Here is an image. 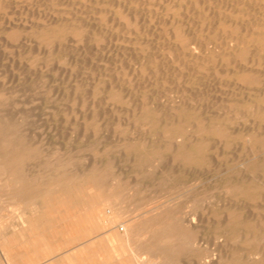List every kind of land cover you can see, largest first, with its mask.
<instances>
[{
  "label": "bare ground",
  "instance_id": "bare-ground-1",
  "mask_svg": "<svg viewBox=\"0 0 264 264\" xmlns=\"http://www.w3.org/2000/svg\"><path fill=\"white\" fill-rule=\"evenodd\" d=\"M21 1H26V0H21ZM71 1H73V0H71ZM142 1L145 2L146 0H142ZM157 1H159V0H157ZM214 1H217V0H214ZM4 2H5V0H4ZM38 2H39V0H38ZM133 2H134V0H118L116 2V5L118 7H121V8H124L125 10H127V16L124 17L123 23L125 25L130 24V26L133 24L131 27L133 28L135 26L134 28L138 29L140 26L139 23L143 24L146 21V19H145V16H146L145 12L146 11H144V13H142V12L139 13L137 6H133ZM148 2L150 3L151 0H147L146 3H148ZM160 2L161 1H159V3ZM164 2H162L163 4L161 3L162 8L165 10H169V12L167 14H165L166 18L163 16L165 18V20L163 22H167L166 24L168 25V29L167 30L164 29L166 32H168L167 35H164V37L166 36L165 39H168V43L166 45H167V48L169 49V51H170V49H172L171 47L174 46L176 51L178 52V55L176 56L177 59H179V57H180L179 54H181V55L184 54L185 58H186V54H187L190 56V59L192 60L193 65H196V66L199 65L198 64L199 59H202V62H203V60L206 59L209 63H210V61H212V63L214 61V63L215 62L219 63V65H223V67L225 66V68L228 67V65L231 66L232 63L234 64V66L237 65L236 63H238V66L243 65L242 66L243 68H237V69H240V70H238V72L241 71L242 76H240L241 74H238L239 79H237L235 77L240 82H238V81H235V82H237V84L240 85V87H242L246 90H248V89L251 90V87H252L251 84L254 83L252 81L253 79L249 78V76L250 75L252 76L254 73L251 71V69H253L252 66L255 63V61H257V63H259V61L263 63V61H264L263 57H262L263 61L260 58H256V55H258V54L260 55L262 53V51L264 50V0H219V2H214L215 5L213 7H211L213 4L210 5L211 0H164ZM30 3H32V2L30 1ZM106 3H111V0H110V2L108 0ZM207 3H210V4L207 5ZM8 4H10L9 0H8ZM23 4H26V3H23ZM92 4H93V2H92ZM83 5H85V4H83ZM113 5H115V4H113ZM156 5H158V4H156ZM200 5H201V7H199ZM29 6H32V5H29ZM88 6H89V3H88ZM101 6L104 8L106 5L104 6L101 4L100 7ZM11 7H13V6H11ZM52 8L53 7H51V9ZM4 10H6V9H4ZM93 10H96V9H93ZM33 11H34V9H33ZM64 12L65 11H63V13ZM157 13H159V11H157ZM106 14L107 13L100 16L101 21H102V17L107 16V15L110 16V12H109V14H107V15ZM161 14L164 15V13H161ZM161 14H159V15H161ZM4 15H5V13H4ZM93 16H95V14ZM2 17L3 16H1V18ZM53 17H55V19H57V20L59 18L56 16H53ZM71 17H69V18H71ZM74 17L75 16H73V18ZM163 17H160V18H163ZM69 18H67V19H69ZM75 18H78V17H75ZM100 18H99V20H100ZM104 18L106 20V18H108V17H104ZM63 19L61 21L62 23L64 22ZM155 19H156V17H155ZM155 19L153 21V26H154V22H156ZM159 19L157 20L158 22H159ZM51 20H53V22H55L54 18H52ZM73 20L71 18V21H73ZM75 20L72 23V25L74 24L76 26L75 23H77V22H75ZM87 20H89V18ZM105 20L103 21L104 23H105ZM161 20H163V19H161ZM116 21H118V20H116ZM119 21H118V23H119ZM46 22H48V21H46ZM106 22H107V20H106ZM78 23L81 24L80 22H78ZM78 23H77V25H78ZM121 23L117 24L118 27H119V25H121ZM42 24H44V22ZM60 24L58 26H60ZM137 24H139L138 27H136ZM44 25L46 26V24H44ZM164 25H165V23H164ZM27 26L30 27V23ZM27 26H26V28H27ZM61 26L64 27L65 25L64 26L61 25ZM80 26L82 29L83 25H80ZM114 26L112 27V29L114 28ZM121 26H123V25H121ZM121 26L119 27V30H117V31H120ZM157 26H159V25L156 24L155 28H157ZM162 26H163V23H162ZM32 27L34 28V26H32ZM37 27H38V25H37ZM100 27H101V25H100ZM42 28H43V26H42ZM42 28L40 27L41 34H39L42 41L45 39V36H46V39H50V40L52 39L53 43H55L57 38L61 39V37L64 38L63 36L66 35L65 33L69 34L68 30L64 31V28L61 30H58L56 25H54V24H52V26L50 25V27H45L43 29ZM75 28L74 27L72 29L70 28L72 30L71 35L74 31L75 32L78 31V30H76L77 28L76 29ZM159 28H157V29L159 30ZM73 29H75V30L73 31ZM84 29H86V28H84ZM112 29H110L109 31L111 32ZM115 29H117V28H115ZM140 29H141V27H140ZM31 30H33V29L30 28V31ZM71 30H69V31H71ZM151 30L152 29H150L149 32ZM37 31H35V32H37ZM80 31L81 30L79 29L78 32H80ZM85 31L83 32V34H81L82 32H80L81 35H79L78 32H77L78 35L74 33L73 36H77V37L79 36L80 42H81V38H82L81 36L83 35V37H85L84 36ZM117 31L115 30L116 34L118 35ZM129 31H131V30H128L127 32H129ZM135 31H137V30L135 29ZM87 32H88V30H87ZM107 32L105 31V34ZM110 32H108V33H110ZM120 32H122V31H120ZM125 32H126V30H125ZM30 33H32V31ZM130 33L131 32L127 33V35L130 36ZM139 33H142V32H140V30H139ZM139 33L137 31V34H139ZM89 34H90V30H89ZM100 34H102V33H100ZM121 34H126V33H124V31H123ZM164 34H165V32H164ZM35 35H36V33H35ZM132 35H136V33H134V31H133ZM111 36H113V35H111ZM118 36L121 37L122 35H118ZM77 37H75L73 39L75 40ZM79 37H78V39H79ZM89 37H91V36H89ZM92 37H96V36H92ZM103 37H102V40L103 39L107 40V38L105 36H103ZM116 38L118 39L119 37H116ZM130 38H131V36H130ZM87 39L88 38H86V40ZM100 39L98 40V42L100 41ZM112 39H114V38H112ZM117 39H115V41ZM119 39L121 40V38H119ZM122 39H124L123 36H122ZM136 39H138V38H136ZM156 39H153V40H156ZM35 40H37V39H35ZM126 40L127 39H125V41ZM129 40H131V39H129ZM39 41H41V40H39ZM68 41L70 42V39H68ZM94 41H96V40H94ZM109 41H110V39H109ZM143 41H146V40H143ZM201 41H204V43H203L204 46L203 45L201 46V44H202ZM77 42H78L77 45L80 44V42L78 40H77ZM86 42H88V41H86ZM111 42H108V43L112 46L113 44H111ZM121 42L123 43L124 41H121ZM148 42H149V40H148ZM148 42H146V43H148ZM53 43H51V44L53 45ZM66 43L68 44V42H66ZM83 43H85V41ZM83 43L81 42L82 45H83ZM106 43H104V44H106ZM146 43L144 44L145 47H146ZM55 44H54V46H55ZM81 44H80V46H81ZM136 44L139 45L137 47H140V44H138V42ZM148 44H153V43L151 42ZM60 45H61V42H60ZM63 45L64 44L62 43L61 46L65 48L66 44H65V46H63ZM69 45H71V44H69ZM99 45H100V43H99ZM99 45H97V48ZM133 45L134 44L132 43V46ZM141 45H142V43H141ZM106 46L109 47V45H106ZM126 46H128V42H127ZM158 46H162V45L159 44ZM145 47H143V45L141 46V48H145ZM147 47L150 48V45H148ZM147 47H146V49L149 50V48H147ZM200 47H202L204 51L202 49H201L202 52L200 51V49L196 50L197 48H200ZM47 48L48 47H46V49ZM81 48H82V46H81ZM130 48L131 47L129 45V49ZM134 48H135V45H134ZM141 48H140V50L142 52ZM49 49H50V52L47 51L48 55H52L51 46L49 47ZM56 49L57 48H55V50ZM177 49H179L180 52ZM63 50L65 51V49H63ZM102 50H103V48H102ZM125 50H126V48H125ZM148 50L143 49L144 52H146ZM209 50H213L216 53L214 55L212 54L209 56L207 54V52ZM64 51H62V52H64ZM97 51H99V50H97ZM134 51H138V50H134ZM165 51H167V50H165ZM173 51H174V49H173ZM79 52H80V50H79ZM93 52H95V51H93ZM144 52L141 53L142 56L138 53L137 54L140 55L142 58H145L144 62H146L147 64H149L151 66V62L154 63L155 58L158 55L154 51L153 52L155 54L152 52L153 54H151V55L144 53ZM49 53H51V54H49ZM126 53H128V52H126ZM160 53L162 54L163 52H160ZM171 54H173V52H171ZM87 55H89V54H87ZM134 55H136V54H134ZM173 55H174V57H171V55H170L171 60L170 59L168 60V58H167V60L168 61H173L174 59L177 60L175 58V54H173ZM126 56H128V55H126ZM78 57H80V56H78ZM37 58H39V57H37ZM128 58H130V57H128ZM140 58H138V60ZM185 58H184V60H185ZM229 58H231L232 61L230 60V62H229V60H228ZM45 59H46V57H45ZM157 59H159V58L157 57ZM188 59L186 61H190ZM256 59H259V61ZM60 60H62V59H59V62H60ZM64 60L67 61L66 59H64ZM131 61H133V59ZM157 61L158 60H156V62ZM71 62H73V61H71ZM142 62H141V64L143 65L144 62L143 63ZM156 62L154 64H156ZM178 62H180V61H178ZM182 62H183V60L178 65H180V64L182 65L184 63V62L183 63ZM35 63H37V62H35ZM212 63L210 65H212ZM216 63H215V65H216ZM159 64H161V63H159ZM170 64H171V62H170ZM204 64H206L205 66H207L206 62ZM53 65H55V64H53ZM106 65L108 66V64H106ZM121 65H123V64H121ZM174 65H175V63H174ZM178 65H177V67H180ZM28 66H30V64H28ZM38 66L40 67L39 64H38ZM165 66H164V68H165ZM184 66L185 65H183V67ZM205 66H204V68H206ZM234 66H233V68H234ZM76 67H78V66H76ZM135 67L136 66H134V68ZM151 67L148 71L151 70ZM169 67H171V66L169 65ZM187 67L190 68L191 64H190V66L187 65ZM215 67H217V66H215ZM46 68L47 67H45L44 69H46ZM147 68L148 67L146 66V69H145L146 71H147ZM156 68H157L156 66L153 68V69H155L154 70L155 72H157V71L161 72L158 69L160 67L157 68L158 70H156ZM164 68L163 69L161 68V69L164 70ZM166 68H168V66ZM204 68L202 66V71H204L203 70ZM24 69H25V67H24ZM173 69H174V67H173ZM176 69L177 68H175L174 70H176ZM194 69H195V67H194ZM226 69H228V68H226ZM235 69H236V67H235ZM259 69H262V67L261 68L259 67ZM69 70H71V69H69ZM140 70H142V69H140ZM183 70H184V68H183ZM187 70H188V68H187ZM146 71H144L143 75L145 73L147 74L148 71L147 72ZM166 71L168 72L169 69L165 70V72ZM176 71H178V70H176ZM179 71L183 72L181 68L179 69ZM193 71L195 72V70H193V68H192V73H193ZM211 71H213V70H211ZM211 71H210V73H211ZM227 71L229 72V70H227ZM253 71H255V70H253ZM108 72L109 71H107V74H108ZM230 72H231V69H230ZM249 72H252V74H250L248 76L249 79H247V77H245V75H246V73H249ZM96 73H97V71H96ZM141 73L142 72L140 71V74ZM178 73L179 72H177V74ZM140 74H139V76H140ZM159 74L160 73H158V75ZM166 74H168V73H166ZM102 75H103V72H102ZM174 75L177 76L176 73L173 74V76ZM185 75H186V73H185ZM256 75H258L257 72H256ZM98 76H100V75H98ZM149 76H151V74ZM155 76H154V78H155ZM160 76H162V75H160ZM181 76H182V73H181ZM141 77H142V75H141ZM168 77H169V75H168ZM190 77H192V76H190ZM263 77H261V78H263ZM2 78L5 79V76L0 77V80ZM103 78H105V77L103 76ZM130 78H131V76H130ZM145 78H144V81H145ZM178 78H177V80H179ZM24 79L25 78H23V80ZM99 79H101V78H99ZM115 79L116 78H114V80ZM236 79H234V80H236ZM101 80H99V82ZM121 80L123 81L125 79H121ZM146 80H148V79H146ZM152 80L156 81L157 79H152ZM230 80H231V78H230ZM4 81H7V79L3 80V82ZM24 81H25L24 84H26V80H24ZM126 81H127V79H126ZM157 81H156V84H157ZM161 81H162V77H161ZM261 81L258 85L263 84V82H261ZM0 82L3 84L2 81H0ZM124 82H122V83H124ZM6 83L4 86H6ZM12 83H13V81H12ZM112 83L113 82L109 81L108 85L107 84L103 85L104 88L101 85V87L105 91L104 94H106V98L110 102H112L113 99L115 100V98H116V94H115L116 91L114 92L113 88L115 89V87H117V86L113 85ZM125 83H128L129 85H131V82L130 83L125 82ZM245 83H246V85H245ZM257 83H258V81H257ZM221 84H222V82H221ZM230 84H231V82H230ZM237 84H235V85L237 86ZM160 85H161V82H160ZM160 85H158V86H160ZM163 85H162V87H163ZM204 85H206V84H204ZM250 85H251V87H250ZM255 85L258 87L257 84H255ZM7 86H9V85H7ZM121 86H122V84H121ZM131 86L133 87V84ZM118 87H120V86H118ZM139 87H140V85H139ZM253 87H255V86H253ZM124 88H126V87H124ZM232 88H234V87H232ZM259 88H260V86H259ZM137 89L140 90V88H137ZM159 90L160 89H158V91ZM232 90L235 91V88ZM246 90H243V91L245 92ZM75 91H77V90H75ZM104 91H102V93ZM130 91H131V88H130ZM144 91H147V90H144ZM144 91H143V93H144ZM8 92H11V91H8ZM8 92L3 88V86H0V204H3L6 211H8V214L6 213L7 215L4 213L6 216L0 215V255L3 257V259H4L3 262H5V264H20L19 261L16 259V257H18V255H20L21 253H24V251H27L28 253H27L26 259L22 260L21 264H264V123H263V121H264V92L259 91V90H258V92L250 91L249 93L247 92V94L244 93L245 96H243L241 93V96L240 97L238 96L239 97L238 99H240V101L243 102L244 106H242L241 109L239 108L238 110L235 108L236 111L232 112L234 115L233 116L230 115L232 118L229 117V118L225 119L226 121H229V122L233 120L231 122V123H234L233 127L235 126V124H238V125H236V126H238V128H239V126L241 127V125L245 126V128L247 129L246 135L248 137V139H246V140H249V141H247L249 143H247L248 145L244 146L246 148L243 147L245 149V152H244L245 155L243 157L239 158L237 163L234 161L235 162L234 166L232 165V167H226L224 169H221L222 171H221L220 177L215 178L216 180L213 179V180H215L213 182V184H214L213 188L215 189V191H217V189H219V192H220L219 195H217L214 192V189H212V188H210L209 190L208 189L202 190V188H204V186H202V188H201L202 191L199 190V192H198L196 190L197 194H195V193L192 194V192L190 191L191 192L190 196L192 195L191 201L193 202V204L192 205L189 204L190 206H188L187 205L188 202L186 203V201H185L186 205H184L185 206L184 207L183 204L177 203L176 199L172 198V196H170V194H173L172 193L173 189L171 190V193L169 192V194H168L169 197L168 196H167V198L163 197V198H165L164 200L159 199V198H162V197H160L161 196L160 193H158L159 194V196H157L158 199L155 198L154 196H152L153 194H151V195L149 194L151 196V197L149 196V198H152V200H153V197H154V199L155 200L157 199V200H156V202L151 200L150 202L147 201V203H146V201H145L146 198L144 197L145 199H142V200L145 201L144 204L146 205V207H148V205H150V204H151V206L146 208L145 205H143V208H146V209L141 211V212L139 211V209H142L143 203L141 202L140 199H141V197L143 198V196H142V195H144L143 192L146 190L144 188L145 186L143 187V184L141 183L142 188H144V190H142L143 192L141 191L143 193V194L141 193L142 195L139 193L140 191L137 192L140 189L139 185H137V184H136L138 186L137 189L134 186V189L132 188V190L126 189L123 187H122L123 189L121 188L122 190H119V188L122 185L121 183H123V181L120 182V180L118 179L119 177L113 176L114 175L113 173L110 174V176H111L110 180L111 181L110 182L108 181V179H107V176L109 175V174H107L108 164L104 163V165H102V166L100 165L101 166V168L99 167L100 169H98V168L96 169L95 163L93 162L94 168L91 164V166H89V168H87V169L85 168L82 170H77L75 168V170L70 171L68 168V166H69V163H67L68 161L67 162L61 161L63 157L62 158H56L55 157V156L59 155V153L57 154V152H56L55 156L53 155L54 153H52V155H50V157H51L50 160L45 159L44 155L42 153V150L40 149V144L39 143L33 144L29 140V138L27 137L26 126H25L26 125L25 121L27 120L25 118L26 112H24L23 110H20V111L17 110L19 105H21L20 101H15V100L11 99V96L8 94ZM25 92H28V91H25ZM52 92L53 91H51V93ZM126 92H128V91H126ZM237 92L239 93V91H237ZM259 92H261L262 94H259ZM133 93H134V91H133ZM117 94H120V93H117ZM135 94H137V93L135 92ZM232 94H234V93H231V95ZM236 94L237 93H235V95ZM137 95H135V97ZM94 96H96V95H94ZM131 96H133V95L129 92V95L126 98L128 99V97H129L131 99ZM138 97H140V96H138ZM143 97H145V96H142V98ZM120 98L121 99L125 98V94H123V93L120 94ZM157 98H159V97H157ZM185 98H187V97H185ZM244 98H245V100H243ZM134 99H132V101ZM136 99H138V98H136ZM50 101H51V99H50ZM135 101L136 100H134V102ZM77 102L79 103V101H77ZM115 102H116V100L113 101V103H115ZM122 102H124V101H122ZM125 102H126V100H125ZM137 102L139 103V101H137ZM142 102H143V99H142ZM86 103H88V102H86ZM90 103H92V102L90 101ZM144 103H146V102H143V105L139 106L140 107V109L138 108L139 110L136 109V106L132 107L131 108V109H133V110H131L132 114L130 113L131 117H132L131 120H134L133 121L134 126L137 128L139 125L140 128H144L142 130H146V131H142V133H140V134L137 133L138 135H140L138 137V139H141L142 143L140 142L141 144H139L138 147H134V149L131 150L130 152L128 151V148L126 146H124V147H126L127 149L123 150L124 153L129 152L132 154L133 163L137 162L139 160L147 162L146 160L142 159L143 155H145V152L148 155V153H147L148 150L147 149L143 150V147L144 146H151L155 142L154 135L156 137V134L154 132H156V131L154 129H152L153 124H158V126H157L158 129H161V131L159 133H157L158 135L161 136V137L158 136L161 141L164 140L165 138H166V140H167V138L171 139V142H169L170 140L168 142L170 143L169 146L171 147V150H172V153H171L172 157H170L171 155L169 157L171 158L172 163L173 162L178 163V167L182 166L183 168L188 167L190 169L191 167H194L196 164H199V162L203 161L204 159H206V162H207L208 161L207 158L212 157L210 155L211 148H213L214 151L215 150L216 151L217 150L225 151V149H227V147L229 146V142L227 139H229V140L232 139V138H229V135H230V132L232 129L230 128L231 125L228 126L227 125L228 123H226V121H225V123H223L224 119L223 120H219V119L214 120L215 118H213V116L212 117L208 116V118H196L198 116L194 117L191 114L185 115L184 111L182 114V111H178V110L173 111L171 109H170V112L168 111L169 113L168 114L166 113V115L163 117L159 116L157 114H156L157 115L156 116L155 112L152 111L151 109H149L151 107L149 106V108H146L147 105L144 106L145 105ZM148 104H149V102H148ZM84 105H86V104H84ZM117 105H119V104H117ZM133 105H134V103H133ZM194 105H195V103H194ZM152 106H153V104H152ZM234 107H236V106H234ZM206 109H207V107H206ZM218 109H220V108H218ZM124 110H126V109H124ZM89 111L92 112L91 110H89ZM95 111L97 112V110H95ZM101 111H102V109H101ZM164 111L167 112V110H164ZM90 112H88V113L90 114ZM219 112H221V109ZM107 113H109V112H107ZM127 113H129V112H127ZM216 114H218V113H216ZM216 114L214 116H216ZM118 115H119V113H118ZM77 116H79V115H77ZM94 116H96V115H94ZM127 116H129V114ZM219 116H221V115H219ZM240 116H241L240 120H242V117H244L243 120H245V121H243V120L238 121V118ZM83 118L86 119L85 117H83ZM92 118H93V116H92ZM103 120H105V118ZM83 122H85V120H83ZM116 122H118V121H116ZM178 122H183L186 125L187 128L185 129V131L173 129L174 128L173 125L176 123L179 124ZM90 123L93 124L94 122L92 123L90 121ZM239 124H241V125H239ZM106 126H109V125H106ZM178 126H175V127L178 128ZM79 128H80V126H79ZM94 128L96 129L98 127L94 126ZM153 128H156V127H153ZM112 130H113V128H112ZM139 131L141 132V130H139ZM235 131L236 130L234 129L233 133ZM244 131H246V130H244ZM123 133L125 134V132H123ZM130 137H131V135H130ZM126 138L129 139V136ZM159 138H158L157 142L159 141ZM118 139H119V137H118ZM253 139H254V141H252ZM120 140H121V138H120ZM102 141H103V139H102ZM258 141L260 142V145H259ZM157 142H155V143H157ZM244 143H243V145H244ZM134 144H132L130 146L133 147ZM157 144H155V145H157ZM160 145L162 146V144H160ZM160 145L157 146L156 148H154L153 150L150 149L151 152L152 151L155 152L156 150L158 151L160 149ZM230 145L232 146V144H230ZM241 146H242V143H241ZM56 148H58V146ZM118 148L120 149L121 147H118ZM85 149H84V151H85ZM60 150H62V149H60ZM164 150H165V148H164ZM85 153H87V152H85ZM142 153H144V154H142ZM157 154L159 155L158 152H157ZM101 156H102V154H101ZM57 157H60V156H57ZM149 157H150V155H149ZM233 157H234V155H233ZM92 158H94V156H92ZM151 158H154V157H151ZM157 158L153 159V161H155V163L153 162L154 166H152L153 168L155 167L154 170L158 169L159 164L157 165V162H156V161H158ZM70 159H71V156H70ZM76 159L77 158H73V160L75 162H76ZM221 159L222 158H220V160ZM63 160H65V159L63 158ZM111 160H113V159H110L109 162ZM233 160H235V159H233ZM100 161H102V160H99V162ZM70 163H71V161H70ZM89 164L90 163H88V165ZM110 165L111 164H109V166ZM144 165H146V164H144ZM147 167L148 166H146V168ZM152 167H150V169ZM146 168L144 167V170ZM115 169L113 167V170H115ZM159 170H160V167H159ZM147 172H149V171H147ZM136 176L138 177V172H137ZM150 176H152V174ZM142 177H144V176H142ZM173 177H174V175H173ZM140 179L141 178L139 175L138 180H140ZM143 179H145V178H143ZM160 180H161V178H160ZM170 181H172V180H170ZM149 182H152V181H149ZM157 182H154V183L157 184ZM161 182H162V180H161ZM156 184H154V185H156ZM183 184H185V182L182 183V186H183ZM133 185L132 186L129 185V186L133 187ZM152 185H153V183H152ZM160 185H162V184L160 183ZM175 185H174V187H176ZM186 185H184V186H186ZM191 185L194 186V184H191ZM146 187H147V185H146ZM171 187H173V186H170V188ZM181 187H178V188H181ZM185 188H188V186H186ZM189 189H190V187H189ZM195 189L196 188H194L193 191ZM133 190H135L138 194H140L139 195V196H141L140 199H139V196L137 194H136V198H138V201L140 200L139 204L140 203H142V204H141V206H138V207L135 206L136 208L133 206L132 210L127 211V210H125V208L122 205L125 203V201H124L125 197L123 195H129L130 200H131V197H133V200L135 201L134 195L136 192ZM184 190H186V189H184ZM131 191H133V192H131ZM133 193H134V195H133ZM150 193H152V192L150 191ZM174 193H177V192H175V190H174ZM186 195H187V193H186ZM187 196H189V194ZM121 197H123V200L121 199ZM183 198L185 199L186 196ZM178 199H181V198L178 197ZM187 199H185V200H187ZM147 200H149V199H147ZM122 201L124 203H122ZM131 202H133V201H131ZM152 203H153V205H152ZM134 204L135 203L133 202V205ZM176 204L177 205L180 204L181 206H183V208L182 207L180 208V206L179 205L177 206ZM258 205H259V207L262 208L263 211H261V212L255 211L256 208H258ZM184 208H186V209H184ZM199 209L201 210L200 212H199ZM50 217L51 218L53 217V219L56 222H58L57 226L55 225L56 224L55 223L52 225V228L47 227L50 230L49 233L51 234V237H55V236H57V234L62 233L65 235L68 234L69 238L66 240V242L68 244L80 241L78 245L73 244L74 246H69L67 248L68 249L67 251L68 252L71 251V252L64 255L63 259L57 258L59 255V254L57 255V253H58L57 251H58V249H60V246H58L57 248H53L50 244H47L48 246H46V252L44 251L45 252L44 254H38V255L37 254L36 255L30 254V251L35 252L36 249H38L40 247V243L42 241V240H40V238L45 235V232L47 229L46 228V221L48 220V222H49ZM9 219H11L12 221H9ZM67 220H69L70 222L69 221L67 222ZM209 227H211V234L206 235L204 229L209 228ZM91 234H94V235L96 234L95 237H98L97 240H94V238L87 239V237ZM206 236H208V238ZM47 237H46V239H47ZM64 241H61V242H64ZM46 243H47V241H46ZM42 247H40V248H42ZM61 255H63V254H61ZM1 256H0V258H1Z\"/></svg>",
  "mask_w": 264,
  "mask_h": 264
},
{
  "label": "rangeland",
  "instance_id": "rangeland-1",
  "mask_svg": "<svg viewBox=\"0 0 264 264\" xmlns=\"http://www.w3.org/2000/svg\"><path fill=\"white\" fill-rule=\"evenodd\" d=\"M30 1L33 4L30 3ZM107 1L108 0H100V1L99 0H73V1H71V0H39V2H38V0H33V1L32 0H26V1L9 0V3L10 4H8V0H5V2H4V0H0V12H1L0 13V19H1L0 20V39H1L0 40V77H2V76L4 77L5 76V79H7V81H4L3 82V80H5V79L2 78L3 80L1 79L0 81H2L3 84L0 82V86H3V88L7 92L8 91H11V92H8V94L11 96V99H13L15 101H20V104L21 105H19V107L17 108V110L18 111L23 110L24 112H26L25 118L27 120L25 121V123H26L25 126H26L27 137L29 138V140L33 144H36V143H39L40 144V149L42 150V153H43L45 159H49L50 160L51 159L50 155H52V153H54L53 155L55 156V154L57 152V154L59 153V155H57V156H60V157H57V156H55V157L56 158H62L63 157L65 160H63V158H62L61 161H64V162H67L68 161L67 163H69L68 168H69L70 171L71 170L72 171L75 170V168L77 170H82V169H85V168L87 169V168H89V166H91V164H92V166L94 168V165H93L94 163H95V168L96 169L97 168L100 169L101 166L104 165V163L105 164H108V167H107V174H109L107 176L108 181L109 182L111 181L110 180L111 179V176H110L111 173L114 174L113 176L119 177L118 179L120 180V182L123 181V183H121L122 185L119 188V190H122L123 188L131 189L132 190V188L134 189V186L137 189V187H138L137 185H139V188L141 189L142 188V184H143V187L145 186L144 188L146 189L144 192L142 191V190H144V188H142L141 190L139 189L138 191L135 189L137 192L140 191L139 192L140 194L142 192L144 193V195H142L143 193L141 194L143 196V198L141 196H139L140 194H138L135 190H133V191L136 192L135 195L133 193L135 201L133 200V197H131V200H130V198H129L130 196L129 195H123L125 197L124 198L125 203L122 201V203H124L122 205L125 208V210L130 211V210L133 209V206L134 207L135 206L138 207V206H141V204L143 203L142 204V209H139V211L141 212V211L145 210L146 208H148L149 206H151V204H150V205H148V207H146V205L144 204L145 201L147 203V201L150 202L152 200V198H149V196L151 194H153L152 196H154L155 198L158 199L157 196H159L158 193H160L161 194L160 197H162V198H159V199L160 200H164L165 198H163V197H166V198H167V196L169 197L168 194H169V192L171 193V190L172 189H173L172 190V193L173 194H170V196H172V198H175L176 201H177V203L183 204V206H184V205H186L185 204V201H186V203L188 202L187 205L190 206L189 204H191V205L193 204V202L191 201L192 195L190 196L191 192H192V194L193 193L197 194L196 192L197 191L199 192V190L200 191L207 190V189L209 190L210 188L214 189L213 188L214 187L213 182L216 180L215 178H217V177L219 178L220 177L221 171H222L221 169H224L226 167H232V165L234 166L235 162L237 163L238 159L241 158V157H243L245 155L244 154V152H245V149L244 148H246V147H244V146L248 145L247 143H249V142H247L249 140H246V139H248V137L246 135L247 129L245 128V126H243L241 124H239V125H241V127L239 126L240 129L238 128V126H236L238 124H235V126L233 127V124L234 123H231L233 120L229 122V121H226L225 119L231 117L230 115L233 116L234 114L232 112L236 111V109L237 110L239 108L241 109V107L244 106L243 102L240 101V99H238L241 96V93H242L243 96H245V94H247V92L249 93L250 91L258 92V90H259V91L264 92V79H263L264 78L263 77L264 76V69H263L264 68L263 67L264 66V61H263L264 60V53H263L264 50L262 51V53L260 55L259 54L256 55V58H260L261 60H262V57H263V60H262L263 63L260 62L259 59H256V60L259 61V63H257V61H255V63L253 64V66H252L253 69H251V71L254 72L253 75L252 76L250 75V74H252V72L246 73V75H245V77H247V79H249V78L250 79H253L252 81L254 83H252L251 85H252V87L255 86V87L252 88L251 85H250L251 90H249V89L246 90V89L240 87V85H238L237 82H235V81H238L237 79H239L238 78L239 77L238 74H241L240 76H242L241 71L238 72V70H240V69H237V68H243L242 67L243 65H239L238 66V63H236L237 65L234 66V64L231 62L232 63V64L230 63L231 66L228 65V67H226L228 69H226L225 66L223 67V65H219V63H216L215 62L216 63V65H215L214 61H213V63H214L213 64L212 61H210V63H209L205 59L206 61L203 60V62H202V59H199L198 60V62H199L198 64L199 65L196 66V65H193V62L190 59V56L187 55V54H186V58H185V55L184 54H183L184 56L181 55V54H179L180 57L179 56L178 57H179V59L180 58L181 59L180 60L177 59L176 56L178 55V52L176 51V49H175L174 46L171 47L172 49H170V51H169V49L167 48V45H166L168 43V39H165L166 36L164 37V35H167V33H168V32L165 31V30L168 29V25L166 24L167 22H163L165 20V18H166L165 17V14H167L169 12V10H165V9L162 8L161 3L164 2V0H159V1H161L160 3L157 0H151L150 3L149 2L146 3L147 0L145 2H143L142 0H134L133 6H137V9H138V12L139 13L140 12L144 13V11H146L145 12V14H146V16H145L146 21L143 24L142 23H139L140 26H139V24H137L136 27L139 26L138 29L137 28H134L135 26L132 28L131 26L133 24L130 26V24L125 25L123 23L124 22V17L127 16V10H125L124 8L118 7L116 5V2L118 0H111V3L112 4L111 3H106ZM92 2H93V4H92ZM109 2H110V0H109ZM214 2H219V0H217V1L211 0V4L210 3H207V5H209V4L212 5L213 4L211 6V7H213L215 5ZM23 3H26V4H23ZM82 3L85 4V5H83ZM88 3H89V6H88ZM101 4L104 5V6L105 5L106 6L108 5V6L107 7L105 6L103 8L102 6L100 7ZM113 4H115V5H113ZM156 4H158V5H156ZM29 5H32V6H29ZM11 6H13V7H11ZM51 7H53V8L51 9ZM199 7H201V5ZM4 9H6V10H4ZM33 9H34V11H33ZM93 9H96V10H93ZM63 11H65L64 12L65 14L63 13ZM157 11H159V13H157ZM109 12H110V16L107 15V14H109ZM4 13H5V15H4ZM105 13H107L106 14L107 16H104V17H108V18H106L107 22H106V20H105L104 17H102V21H101V18H100V16L104 15ZM161 13H164V15L161 14ZM94 14H95V16H93ZM159 14H161V15H159ZM72 15L75 16V17H78L79 19L78 18H75V17L73 18ZM1 16H3V17L1 18ZM53 16L59 17L58 20L55 19V17H53ZM69 17H71L72 20L73 19L74 20L76 19L75 22H77V23L80 22L81 24L78 23V25H77V23H75L76 26L74 24H73L74 25L73 26L72 23L74 22V20L71 21V18H69ZM98 17L100 18V20H99ZM155 17H156V19H155ZM158 17L159 18L160 17H163V18H160L159 19ZM52 18H54V21L56 23L53 22V20H51ZM61 18L64 21L63 23L61 22L62 21ZM67 18H69V19H67ZM88 18H89V20H87ZM157 18L159 19V22L157 21L158 20ZM154 19H155V21L157 23L154 22V26H153ZM161 19H163V20H161ZM104 20H105V23L103 22ZM116 20H118V21L120 20L119 23ZM46 21H48V22H46ZM43 22H44V24H46V26L44 24H42ZM29 23H30V27L27 26V25H29ZM51 23L54 24V25H56V27H57L58 30H61V29L64 28V31L68 30V33H69V34L65 33L66 35L63 36L64 38L61 37L62 40L59 39V38H57L56 42L54 41L56 44L53 43V40L52 39L51 40L50 39H46V36H45V39L46 40L44 39L42 41L41 37L39 36V34H41L40 27L41 28H42V26H43V28L50 27V25L52 26ZM120 23L124 27L126 26L125 27L126 29H125L123 26L119 25V27L121 26L120 31H122V32L124 31V33H126V34H121L122 32L117 31V30H119V27H118L117 24H120ZM162 23H163V26L164 27L162 26ZM164 23H165V25H164ZM59 24H60V26H58ZM156 24L159 25V26H157V28L160 27L159 30L157 28H155L156 27ZM31 25L34 26V28ZM37 25H38V27H37ZM61 25H63V26L64 25L65 26L67 25L68 27L67 26L66 27L65 26L62 27ZM80 25H83V27L85 26L84 28H86L88 30V32L83 27L81 29V26ZM100 25H101V27H100ZM26 26H27L28 29L26 28ZM113 26H114V28L112 29ZM73 27L74 28L76 27L77 29L76 28L75 29L78 30V31L80 29L81 30L80 32H82L81 34H83V32L86 30L85 33H84V36L85 37H83V35L81 36L83 38V39L81 38V42L83 43L85 41V43H83V45L80 42V37L79 36H78L79 39H78L77 36H73L74 33L77 34V35L79 33V35H81L80 32L77 31L78 32L77 33V32L74 31L75 29H73L74 32L71 35V32H72L71 29ZM140 27H141L142 30L140 29ZM30 28L34 30V31L31 30L32 33H30L31 32L30 31ZM115 28H117V29H115ZM110 29H112L111 32L109 31ZM127 29L128 30H131V31H129V32H131L130 33L131 38H130V36L127 35V33H129V32H127L128 31ZM135 29L138 31V33H139V30L142 33L137 34V31H135ZM150 29H152V30L149 32ZM69 30H71V31H69ZM89 30H90V34L91 35L89 34ZM115 30L117 31L118 35H122L124 37V39H122V36L121 37L118 36L116 34ZM125 30H126V32H125ZM35 31H37V32H35ZM105 31L106 32L108 31L110 33L107 32L108 34L107 33L105 34ZM133 31H134V33H136V35H132ZM163 31L165 32V34H164ZM35 33H36V35H35ZM100 33H102V34H100ZM111 35H113V36H111ZM89 36H91V37H89ZM92 36H96V37H92ZM103 36H105L107 38V40L106 39H103L102 40V37ZM75 37H77V38L74 40L73 38H75ZM97 37L99 39L101 38L100 41L102 40L101 41L102 43L100 41L98 42L99 39ZM116 37L121 38V40L119 38H118L119 39L118 40ZM86 38H88V39L86 40ZM112 38H114V39H112ZM128 38L131 39V40H129ZM136 38H138V39H136ZM35 39H37V40H35ZM38 39L41 40V41H39ZM68 39H70V42L68 41ZM93 39L96 40L97 42L94 41ZM109 39H110V41H109ZM115 39H117V40L115 41ZM125 39H127V40L125 41ZM153 39H156V40H153ZM77 40L80 42L82 48H81L80 44L77 45V43H78ZM143 40H146V41H143ZM148 40H149V42H148ZM65 41L68 42V44ZM86 41H88V42H86ZM121 41H124V42L122 43ZM136 41L138 42V44H140V47H137L139 45L136 44L137 43ZM60 42H61V45H62V43L64 44L63 46H65V44H66L65 48L60 45ZM106 42L107 43L108 42H111V44H113L112 45L113 47L109 43L107 44ZM127 42H128V46H126L127 45ZM144 42L145 43L146 42H148V43H151L152 42L153 43V44L146 43V47L148 45H150V48L147 47V48H149L150 51L148 49H146V47L144 46V44H145ZM51 43H53V45ZM99 43H100V45L102 47L99 45ZM104 43H106V44H104ZM132 43L135 45V48L136 49L134 48V45L132 46ZM141 43H142L143 47H145V48H141V46H142ZM201 43H202L201 46L202 45L204 46V44H203L204 41H201ZM54 44H55V46H54ZM69 44H71V45H69ZM159 44L162 45V46H158ZM97 45H99L98 46L99 49L97 48ZM106 45H109V47L106 46ZM129 45L131 47L130 49H129ZM50 46H51V53H52V55H48V52H50V49H49ZM46 47H48L47 48L48 50L46 49ZM54 47L57 48V49L55 50ZM102 48H103V50H102ZM125 48H126V50H125ZM140 48L142 49V52H141ZM63 49H65V51ZM143 49L144 50H148V51L144 52ZM173 49H174V51H173ZM198 49H200L201 52L203 50L202 47L197 48L196 50H198ZM79 50H80V52H79ZM97 50H99V51H97ZM134 50H138V51H134ZM165 50H167V51H165ZM177 50L179 51V49H177ZM62 51H64V52H62ZM93 51H95V52H93ZM153 51L158 55V56L157 55L156 56L159 59H157V57H156L155 58V62H156V60H158V61L156 62V64H154L155 62L154 63L151 62V66H152L151 67L149 64H147L146 62H144L145 61V58H142L141 57L142 56L141 53L144 52V53H147V54H150L151 55V54L154 53ZM126 52H128V53H126ZM160 52H163V53L161 54ZM171 52H173V54H175V58L177 60L174 59L173 61H168L169 59L171 60V57H174V55L171 54ZM51 53H49V54H51ZM86 53L89 54V55H87ZM137 53L140 54L141 56L138 55ZM215 53L216 52L213 51V50H209L207 52V54L209 56L212 55V54L214 55ZM125 54L128 55V56H126ZM134 54H136V55H134ZM170 55H171V57H170ZM78 56H80V57H78ZM37 57H39V58H37ZM45 57H46V59H45ZM128 57H130V58H128ZM138 58H140V59L138 60ZM167 58H168V60H167ZM184 58H185V60H184ZM59 59H62V60H60V62H59ZM64 59H66L67 61H65ZM132 59H133V61H131ZM187 59L190 60V61H186ZM182 60H183L184 63L182 62L183 63L182 65L181 64L178 65L179 63H181ZM228 60L230 62L231 58H229ZM71 61H73V62H71ZM178 61H180V62H178ZM204 61L207 63V66H205L206 64H204L205 63ZM35 62H37V63H35ZM141 62L143 63V65L141 64ZM170 62H171V64L172 63L173 64L171 65ZM185 62L186 63L188 62L189 64L188 63L186 64ZM159 63H161V64H159ZM174 63H175V65H174ZM211 63H212V65H210ZM28 64H30V66H28ZM38 64L40 65V67L38 66ZM53 64H55V65H53ZM106 64H108V66ZM121 64H123V65H121ZM176 64L178 66H180V67H177ZM190 64H191V67L190 68L187 67V65L190 66ZM145 65L148 67L147 68V71L150 69V67H151V70L147 72L145 70L146 69V66ZM169 65L171 67L174 65L173 66L174 69L177 68L176 70H178V71L174 70L173 67L172 68L169 67ZM183 65H185V66L183 67ZM232 65L234 66V68H233ZM76 66H78V67H76ZM134 66H136L137 68L135 67L136 68L135 69ZM155 66L157 68L160 67L158 69L161 72H159V71L155 72L154 71L155 69H153ZM164 66H165V68H164ZM167 66H168V68H166ZM202 66H203V68H204V66L206 67V68L203 69L205 72L202 71ZM215 66H217V67H215ZM24 67H25V69H24ZM45 67H47V68L44 69ZM194 67H195V69H194ZM235 67H236V69H235ZM259 67L260 68L262 67V69H259ZM157 68H156V70H158ZM161 68L162 69L164 68V70H162ZM180 68L182 69L183 72L179 71ZM183 68H184V70H183ZM187 68H188V70H187ZM192 68H193V70H195V72L193 71V73H192ZM229 68L231 69V72H230V69ZM69 69H71V70H69ZM138 69L139 70L142 69V70H140L142 72L141 74H140V71ZM168 69H169V71L168 72L167 71L165 72V70H168ZM210 69L213 70V71H211ZM227 70H229L230 73ZM253 70H255V71H253ZM96 71H97V73H96ZM107 71H109L108 74H107ZM144 71H146L147 74L145 73L143 75ZM210 71H211V73H210ZM102 72H103V75H102ZM171 72L173 74L176 73L177 76H175V75L173 76V74ZM177 72H179V73L177 74ZM256 72H257L258 75H256ZM149 73L151 74V76H149L150 75ZM158 73H160V74L158 75ZM166 73H168V74H166ZM181 73H182V76H181ZM185 73H186V75H185ZM139 74H140V76H139ZM154 74L155 75L157 74V75L155 76ZM98 75H100V76H98ZM141 75H142V77H141ZM160 75H162V76H160ZM168 75H169V77H168ZM103 76L105 78H103ZM130 76H131V78H130ZM154 76H155V78H154ZM190 76H192V77H190ZM248 76H249V78H248ZM161 77H162V81H161ZM261 77H263V78H261ZM23 78H25L24 80H26V84H24L25 81L23 80ZM99 78H101L102 80L99 79ZM114 78H116V79L114 80ZM144 78H145V81L146 82L144 81ZM177 78L179 80H177ZM230 78H231V80H230ZM121 79H125V80L122 81ZM126 79H127V81H126ZM146 79H148V80H146ZM152 79H157L158 80V81L156 80L157 81V84H156V81L155 80H152ZM234 79H236V80H234ZM99 80H101V81L99 82ZM12 81H13V83H12ZM109 81L113 82L112 84L113 85H116L117 87L120 86L118 88L115 87V89L113 88L114 92L116 91L117 93H120V94L123 93V94H125V98L129 95V92H130L133 95V96H131V99L128 97V99L127 98L126 99L125 98H122L123 99L122 100L120 98V94H117L115 92V94H116V98H115L116 102L113 103V101H115L114 99H113L112 102L108 101V99L106 98V94H104L105 91L103 90V88H104L103 85H106V84L108 85ZM124 81L125 82H129V83L131 82V85L133 84V87L131 85H129L128 83H125ZM257 81H258V83H257ZM260 81L263 82V84L258 85L260 83ZM122 82H124V83H122ZM160 82H161V85H160ZM221 82H222V84H221ZM230 82H231V84H230ZM238 82H240V81H238ZM5 83H6V86H4ZM121 84H122V86H121ZM204 84H206V85H204ZM235 84H237V86ZM255 84H257L258 87ZM7 85H9V86H7ZM101 85H102L103 88L101 87ZM139 85H140V87H139ZM158 85H160V86H158ZM162 85H163V87H162ZM245 85H246V83H245ZM259 86H260V88H259ZM124 87H126V88H124ZM232 87L235 88V91L236 92L234 90H232V89H234ZM130 88H131V91L132 92L130 91ZM137 88H140V90L137 89ZM143 89L144 90H147V91H144ZM158 89H160V90L158 91ZM75 90H77V91H75ZM121 90L122 91L124 90V91L122 92ZM243 90H246V91L244 92ZM25 91H28V92H25ZM51 91H53V92L51 93ZM102 91H104V92L102 93ZM126 91H128V92H126ZM133 91H134V93H133ZM143 91H144V93H143ZM237 91H239V93ZM135 92L138 95L135 94ZM231 93H234V94L231 95ZM235 93H237V94L235 95ZM259 94H262V93L259 92ZM94 95H96V96H94ZM135 95H137V96L135 97ZM138 96H140V97H138ZM142 96H145V97L142 98ZM157 97H159V98H157ZM185 97H187V98H185ZM136 98H138V99H136ZM50 99H51V101H50ZM132 99H134L136 101L134 102V100L132 101ZM142 99H143V102H146V103H144L145 104L144 106L147 105L146 108H149V106H150L151 108H149V109H151L152 111H154L155 112V115L157 114V115L163 117V116L166 115V113L168 114L170 112V109H171L173 111H175V110L182 111V114H183V111H184V114L185 115L191 114L194 117L198 116L196 118H208V116L209 117H212L213 116V118H215L214 120H218V119L219 120H223L224 119L223 120V123H225V121H226V123H228L227 125L228 126L231 125L230 128L233 131H234V129L236 131L233 133V131L230 129L233 134L230 132L229 138H232V139H230V140L227 139L228 142H229V146L227 147V149H225V151H219V150H217V151L215 150L214 151V149L211 148L210 152L212 154L210 153V155L213 157V158L212 157L211 158L209 157L211 160L209 158H207L208 161L206 162V159H204L203 161H200L199 164H196L194 167H191L189 169L188 167H184V168L182 166H179L178 167V163L177 162H173V163L171 162V158L170 157H172V154H171L172 153V150H171V147L169 146L170 145L169 142H171V139L167 138V140H166V138H165L164 139L165 141L164 140L161 141L160 138L158 137L160 135L157 134V133H159L161 131V129H158V127H157L158 124H153L152 125V129H154L156 131V132H154L156 134V137L154 135V140H155V142H157V140L159 138V141H158L159 143L157 142L158 143L157 144V143L154 142V144L151 145V146H144L145 148L142 146L143 147V150H146V149L148 150V152H147L148 155L145 152V155H143V157H142V159L143 160H146L147 162L142 161V160H139V161L133 163V161H132V154L129 153V152L131 150H133L134 147H138V145L142 143L141 142L142 140L141 139H138V137L140 136L138 134H140V133H142V131H146V130H142L144 128H140L139 125H138L137 128L134 126V124H133L134 123L133 122L134 120H131L132 119V117H131V114H132L131 110H133L131 108L136 106V109L139 110L140 109L139 106L143 105ZM125 100H126L127 103L125 102ZM243 100H245V98ZM77 101H79V103ZM90 101L92 103H90ZM122 101H124V102H122ZM137 101H139V103ZM86 102H88V103H86ZM148 102H149V104H148ZM133 103H134V105H133ZM151 103L153 104V106H152ZM194 103H195V105H194ZM84 104H86V105H84ZM117 104H119V105H117ZM234 106H236V107H234ZM206 107H207V109H206ZM218 108L221 109V112H219L220 109H218ZM101 109H102V111H101ZM124 109H126L127 111L124 110ZM89 110H91L92 112H90ZM95 110H97V112ZM164 110H167V112L164 111ZM88 112H90V114ZM107 112H109V113H107ZM127 112H129V113H127ZM118 113H119V115H118ZM216 113H218V114H216ZM128 114H129V116H127ZM215 114H216V116H214ZM77 115H79V116H77ZM94 115H96V116H94ZM219 115H221V116H219ZM92 116H93V118H92ZM83 117H85L86 119H84ZM104 118H105V120H103ZM240 119H241V116L238 118V121ZM243 119H244V117H242V120ZM83 120H85V122H83ZM242 120H240V121H242ZM90 121L92 123L93 122L94 123L91 124ZM116 121H118V122H116ZM243 121H245V120H243ZM178 123L179 124H177V123L174 124L173 125L174 128L173 127L172 128L175 129V130L178 129V130H181V131H185V129L187 128L186 125L183 122H178ZM263 123H264V121H263ZM106 125H109V126H106ZM79 126H80V128H79ZM94 126L95 127L97 126L98 128L95 129ZM175 126H178V128H176ZM153 127H156V128H153ZM112 128H113V130H112ZM139 130H141V132ZM244 130H246V131H244ZM123 132H125V134ZM135 133L136 134L138 133V134L136 135ZM130 135H131V137H130ZM128 136H129V139L126 138ZM118 137H119V139H118ZM120 138H121V140H120ZM102 139H103V141H102ZM252 141H254V139ZM241 143H242V146H241ZM243 143H244V145H243ZM132 144H134L135 146L134 145H133V147L130 146ZM155 144H157V145H155ZM160 144H162V146ZM230 144H232V146ZM159 145H160V149L158 151L156 150L155 152L154 151L151 152L150 149L153 150L154 148H156ZM259 145H260V142H259ZM57 146H58L59 149L56 148ZM124 146H126L128 148V151L129 152H126V153L123 152V150H126L127 149ZM118 147H121V148L119 149ZM164 148H165V150H164ZM60 149H62V150H60ZM84 149H85V151H84ZM85 152H87V153H85ZM157 152L159 153V155L157 154ZM101 154H102V156H101ZM142 154H144V153H142ZM149 155H150V157H149ZM233 155H234V157H233ZM70 156H71V159H70ZM92 156H94V158H92ZM72 157L73 158H77L76 159V162L74 161L75 159L73 160ZM151 157H154V158H157L158 157L157 158L158 161H156L157 162V165L159 164L158 165V169H155L154 170L155 167L154 168L152 167V166H154L153 165V162L155 163V161H153L154 158H151ZM220 158H222V159L220 160ZM110 159H113V160H111L109 162ZM233 159H235V160H233ZM99 160H102V161L99 162ZM70 161H71V163H70ZM88 163H90V164L88 165ZM109 164H111V165L109 166ZM144 164H146V165H144ZM146 166H148V167L146 168ZM113 167H114V169L115 168L116 169L113 170ZM144 167L147 170L146 169L144 170ZM150 167H152V168L150 169ZM159 167H160V170H159ZM147 171H149L150 173L147 172ZM137 172H138V177L136 176ZM149 174L150 175L152 174V176H150ZM139 175H140V178H141L140 180H138ZM173 175H174V177H173ZM142 176H144V177H142ZM143 178H145V179H143ZM160 178H161V180H162L163 183L161 182ZM213 179H215V180H213ZM170 180H172V181H170ZM149 181H152V182H149ZM154 182H157V184L154 183ZM184 182H185V184H183V186L187 184L186 186H188V188H185L186 186H184V187L182 186V183H184ZM152 183H153V185L154 184H156V185L153 186ZM160 183L162 185H160ZM174 183L175 184L177 183V184L175 185ZM191 184H194V186L191 185ZM129 185H131V186L133 185V187H131ZM146 185H147L148 188L146 187ZM174 185L176 187H174ZM180 185L184 189H186V190H184ZM170 186H173L174 188L173 187L170 188ZM202 186H204V188H202ZM178 187H181V188H178ZM189 187H190V189H189ZM193 187L196 188L194 191H193V189H194ZM201 188H202V190H201ZM174 190L177 193H174ZM133 191H131V192H133ZM150 191L152 193H150ZM214 192L217 195L220 194L219 189H217V191H215V189H214ZM186 193H187V195L189 194L190 197L187 196ZM136 194L139 196V199L141 197L140 200H141L142 203L139 204V201L140 200L138 201V198H136ZM185 196H186L185 199L188 198L187 200H185L183 198ZM144 197L146 198L145 201L142 200V199H145ZM154 197H153V200L152 201H155L156 202L157 199L155 200ZM178 197L181 198L182 200L181 199H178ZM121 199L123 200V197H121ZM147 199H149V200H147ZM131 201H133L135 204L133 205V202H131ZM180 204H178L180 206V208L181 207L183 208V206H181ZM143 205H145L146 208H143ZM152 205H153V203H152ZM184 209H186V208H184ZM200 211L201 210L199 209V212ZM255 211L256 212H261L263 210L258 205V208H256ZM4 213L5 214L6 213L8 214V211H6V209H5V207H4L3 204H0V215L1 216H6L7 214L5 215ZM9 221H12V220L9 219ZM68 221L69 220H67V222ZM57 223L58 222H56L53 219V217L52 218L50 217L49 218V222H48V220L46 221V228L47 227L52 228V225L53 224H55L57 226ZM49 228L46 229L45 235L40 238V240H42L41 243H40V247H42V246L43 247L42 248L39 247L38 249H36L35 252L30 251V254H32V255L44 254L46 252V246H48L47 244H50L53 248H57L58 246H60V249H58V251H57L58 252L57 255L59 254L57 258L63 259V256L64 255H66L67 253L71 252V251L68 252L67 251L68 250L67 248L69 246H74L73 244L78 245L80 241H77L75 243L68 244L66 242V240L69 238L68 234L65 235V234H62V233L57 234V236H55V237H51V234L49 233V231H50ZM204 231H205V234L206 235L211 234V227L205 228ZM95 236H96V234L95 235L94 234H91V235H89L87 237V239L94 238V240H97L98 237H95ZM46 237H47V239H46ZM206 237L208 238V236H206ZM46 241H47V243H46ZM61 241H64V242H61ZM27 253H28L27 251H24V253H21L20 255H18V257H16V259L19 261L20 264H21L22 260H25L26 259ZM61 254H63V255H61ZM3 261H4V259L1 256V258H0V264H5V262H3Z\"/></svg>",
  "mask_w": 264,
  "mask_h": 264
}]
</instances>
